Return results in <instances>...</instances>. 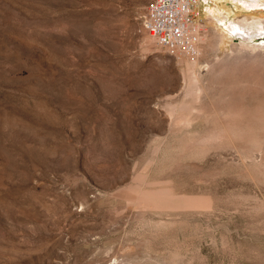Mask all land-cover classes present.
I'll return each instance as SVG.
<instances>
[{"label": "rangeland", "instance_id": "obj_1", "mask_svg": "<svg viewBox=\"0 0 264 264\" xmlns=\"http://www.w3.org/2000/svg\"><path fill=\"white\" fill-rule=\"evenodd\" d=\"M150 1L0 0V264H264V32L172 56Z\"/></svg>", "mask_w": 264, "mask_h": 264}, {"label": "built area", "instance_id": "obj_2", "mask_svg": "<svg viewBox=\"0 0 264 264\" xmlns=\"http://www.w3.org/2000/svg\"><path fill=\"white\" fill-rule=\"evenodd\" d=\"M196 6L197 0H151L142 28L170 55L195 58L202 35Z\"/></svg>", "mask_w": 264, "mask_h": 264}, {"label": "bare ground", "instance_id": "obj_3", "mask_svg": "<svg viewBox=\"0 0 264 264\" xmlns=\"http://www.w3.org/2000/svg\"><path fill=\"white\" fill-rule=\"evenodd\" d=\"M264 0H236V4L234 5L236 9L239 10V13H244L246 16L241 18L240 16H235L232 19L229 16V12L231 11L227 6L228 9H225V6L219 7L217 10L219 12L218 15L215 14L214 10L211 8H207L203 10L202 8V0H197V8H200L201 11L205 13V17L208 19V22L213 23L215 27V31L217 33L219 43V47H224L233 33L237 35H244V36H253L259 32H264V19L262 18H249L247 12L255 7V4L252 5V2H263ZM219 2V1H218ZM226 3V1H225ZM241 4L243 8L238 6ZM263 5V4H262ZM261 5V6H262ZM230 7V6H229ZM195 10V15L197 17V12ZM216 10V11H217ZM210 17H209V15ZM202 23V22H201ZM216 36V38H217ZM214 37V35H213ZM215 39V38H214ZM217 39V40H218ZM249 39V38H248ZM216 41V40H215ZM211 44V43H210Z\"/></svg>", "mask_w": 264, "mask_h": 264}]
</instances>
